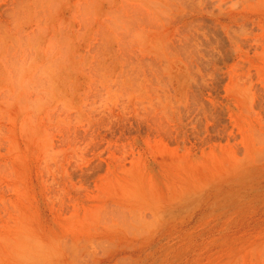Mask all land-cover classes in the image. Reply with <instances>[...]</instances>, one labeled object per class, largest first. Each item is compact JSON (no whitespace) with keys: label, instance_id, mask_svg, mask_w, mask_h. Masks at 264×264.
I'll return each mask as SVG.
<instances>
[{"label":"rangeland","instance_id":"rangeland-1","mask_svg":"<svg viewBox=\"0 0 264 264\" xmlns=\"http://www.w3.org/2000/svg\"><path fill=\"white\" fill-rule=\"evenodd\" d=\"M0 264H264V0H0Z\"/></svg>","mask_w":264,"mask_h":264}]
</instances>
